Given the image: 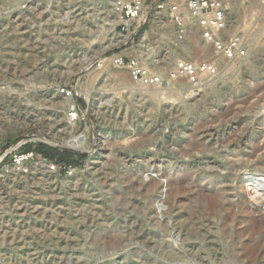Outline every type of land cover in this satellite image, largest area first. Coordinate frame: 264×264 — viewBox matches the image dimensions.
Instances as JSON below:
<instances>
[{
    "label": "rangeland",
    "instance_id": "rangeland-1",
    "mask_svg": "<svg viewBox=\"0 0 264 264\" xmlns=\"http://www.w3.org/2000/svg\"><path fill=\"white\" fill-rule=\"evenodd\" d=\"M115 1L0 0V156L23 141L63 152L81 135L98 150L84 174L36 159L28 174H0V264H264V184L252 189L264 174V0H221L242 57L203 52L189 34L187 55L218 63L192 98L185 81L142 90L107 62L141 51L145 31L147 59L168 44L154 0L128 33ZM70 88L89 92L73 98L90 122L69 119Z\"/></svg>",
    "mask_w": 264,
    "mask_h": 264
},
{
    "label": "built area",
    "instance_id": "built-area-1",
    "mask_svg": "<svg viewBox=\"0 0 264 264\" xmlns=\"http://www.w3.org/2000/svg\"><path fill=\"white\" fill-rule=\"evenodd\" d=\"M144 2L145 0L115 1L116 10L121 13V19L125 22L121 27L123 32L128 33L129 22L135 21L137 29L144 25L145 17L140 19ZM152 6L155 11L153 17L154 21H156L157 29L159 32L162 28L167 29L163 38L168 41V44L162 50L163 54L161 57L153 55L149 57L147 55V59V57L142 55L141 51L150 50V44L147 42V36L149 37L147 34L149 33L145 31L146 36L143 37L142 35L141 37V51L129 56L125 53L121 55L119 53L113 54L111 59L112 65L125 68L129 72L132 80L136 83V85L134 84L135 87L158 92L160 89H169L170 86L168 85L170 82L182 80L186 83V87L183 90L185 96L189 98L197 96L201 91L204 78L210 80L216 77L218 65L216 60H209L206 58V55L201 59H192L187 55L189 48L191 49V46L187 44L188 37L193 30L198 32L201 43L199 47L203 52L209 49L215 57L219 56L226 60L242 57L246 54L247 46L241 36L234 35L229 38L224 36L226 17L225 6L221 0H154ZM128 38L125 37V43ZM172 51L175 52L173 59ZM103 61L98 63L97 66L100 67ZM160 62L170 64L171 67L168 73L164 74L159 70V65L163 64ZM62 93L66 99L74 100V95L77 96L75 90L72 88L62 89ZM75 105L78 106L74 104L72 108L73 112L69 113V119L71 120L78 119L79 112L77 113V110L80 111L82 109L80 106L75 108ZM86 114L87 119L82 116L80 119L90 122V116L88 113ZM21 145L17 148H13V146L9 147L0 156V174H28L32 166L31 161L34 159L44 164L47 170L58 173L64 171L67 176L74 175L75 172H73L72 167L81 168V164H67L44 157L41 160L36 157V151L32 149L23 151L20 148ZM91 147L96 149L94 145ZM62 148L64 147L62 146ZM71 149L74 153L79 152L77 154L85 155L89 153L88 151ZM88 157L89 154L87 158L85 156L86 160Z\"/></svg>",
    "mask_w": 264,
    "mask_h": 264
},
{
    "label": "bare ground",
    "instance_id": "bare-ground-1",
    "mask_svg": "<svg viewBox=\"0 0 264 264\" xmlns=\"http://www.w3.org/2000/svg\"><path fill=\"white\" fill-rule=\"evenodd\" d=\"M163 24V23H162ZM164 25V24H163ZM164 26H166V25H164ZM163 30L165 31V32H167V29L166 28H163ZM194 31V30H193ZM196 31V30H195ZM198 33V32H197ZM192 34V33H191ZM143 35V37L144 36H146L145 35V33L144 34H142ZM122 41L124 40V37L121 39ZM197 48V47H196ZM194 51H196V50H194ZM112 59V58H111ZM111 59L109 60V61H107L109 64H112V61H111ZM111 62V63H110ZM160 63H163L162 65H167L165 62H160ZM102 64H105L104 62L102 63ZM218 64V63H217ZM105 67H108L107 65L105 66ZM128 74H129V72H128ZM131 79V81L134 83V84H136L133 80H132V78H131V76H130V74H129V76H127V79ZM129 81V80H128ZM88 91L86 90V89H84V88H80V90H78L77 89V93L76 94H80V95H82L83 97H85V99L86 100H89L88 99ZM153 96V95H152ZM67 103H68V105L70 106V105H72V104H75V102H74V100H71V99H67ZM76 107V106H75ZM80 111L82 112V109H80ZM87 112V111H86ZM83 116H85V111L84 112H82L81 113ZM81 115V116H82ZM1 131H0V138H1ZM40 140H44V141H47V142H52L51 140H49V139H46V138H43V137H40L39 138ZM49 142V143H50ZM21 144V142L20 143H18L16 146H15V148H17L19 145ZM67 146H70L69 148H73V149H77V150H83V151H88L89 153V157H88V159L86 160V167H85V169H82V168H77V167H72V169H73V172H75L74 173V175H78V174H84V172L86 171V169L87 170H91L92 168H93V166L92 165H94L95 164V161H96V157H97V151L98 150H96V149H94V150H92L89 146H88V143H87V141H86V139H85V137H84V135H81V136H78V137H76V138H74V139H72V140H69V141H67ZM102 152V151H101ZM99 153V152H98ZM31 162H35L34 160H32ZM33 164V163H32ZM57 173V172H56ZM261 175V174H260ZM264 174H262V177H257L255 180H254V185H252V189L256 192V191H259V190H261L262 188H261V186L264 184ZM147 177V176H146ZM221 190V189H220ZM231 190V189H230ZM263 190V189H262ZM261 190V191H262ZM221 191H224V190H221ZM257 193V192H256ZM222 197V196H221ZM211 201H212V203L210 202L209 203V205L211 206V209H212V207H215V208H220L221 206H222V204H223V201L225 200H223V199H220L218 196H214V197H212L211 196V199H210ZM226 202V201H225ZM228 204V203H227ZM210 209V208H209ZM208 211V210H207Z\"/></svg>",
    "mask_w": 264,
    "mask_h": 264
},
{
    "label": "trees",
    "instance_id": "trees-1",
    "mask_svg": "<svg viewBox=\"0 0 264 264\" xmlns=\"http://www.w3.org/2000/svg\"><path fill=\"white\" fill-rule=\"evenodd\" d=\"M35 151L45 156H51L57 162H65L67 164H81L82 160L85 158L84 154H77L69 150L60 152L48 145H40Z\"/></svg>",
    "mask_w": 264,
    "mask_h": 264
},
{
    "label": "water",
    "instance_id": "water-1",
    "mask_svg": "<svg viewBox=\"0 0 264 264\" xmlns=\"http://www.w3.org/2000/svg\"><path fill=\"white\" fill-rule=\"evenodd\" d=\"M34 140H36V139H34ZM37 141H41V142H43V143L50 144L51 146H56V145H53V144H51V143H49V142H46V141H44V140H37ZM63 147H64V146H63ZM65 148H66V150H69V151L72 150V149L69 148V147H65Z\"/></svg>",
    "mask_w": 264,
    "mask_h": 264
}]
</instances>
